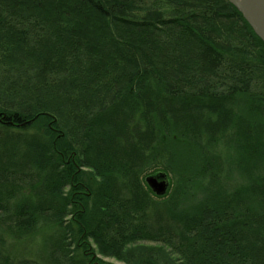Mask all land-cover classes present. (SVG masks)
Instances as JSON below:
<instances>
[{"label": "trees", "instance_id": "16d2710c", "mask_svg": "<svg viewBox=\"0 0 264 264\" xmlns=\"http://www.w3.org/2000/svg\"><path fill=\"white\" fill-rule=\"evenodd\" d=\"M97 255L264 264V43L227 0H0V264Z\"/></svg>", "mask_w": 264, "mask_h": 264}, {"label": "water", "instance_id": "95a60500", "mask_svg": "<svg viewBox=\"0 0 264 264\" xmlns=\"http://www.w3.org/2000/svg\"><path fill=\"white\" fill-rule=\"evenodd\" d=\"M238 9L256 36L264 43V0H227ZM149 187L157 195H163L168 184L154 177L147 179Z\"/></svg>", "mask_w": 264, "mask_h": 264}, {"label": "rangeland", "instance_id": "374dc122", "mask_svg": "<svg viewBox=\"0 0 264 264\" xmlns=\"http://www.w3.org/2000/svg\"><path fill=\"white\" fill-rule=\"evenodd\" d=\"M99 259L105 261V262H108V263H111V264H124L123 262L119 261V260H116L115 258H109V257H104V256H101V255H97Z\"/></svg>", "mask_w": 264, "mask_h": 264}]
</instances>
